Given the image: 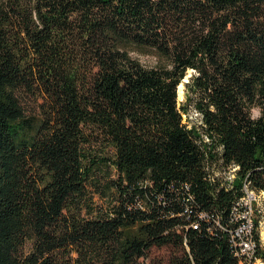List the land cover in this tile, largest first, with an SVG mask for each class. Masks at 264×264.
I'll list each match as a JSON object with an SVG mask.
<instances>
[{"label": "trees", "instance_id": "trees-1", "mask_svg": "<svg viewBox=\"0 0 264 264\" xmlns=\"http://www.w3.org/2000/svg\"><path fill=\"white\" fill-rule=\"evenodd\" d=\"M243 184L264 191V0H0V264H250Z\"/></svg>", "mask_w": 264, "mask_h": 264}, {"label": "built area", "instance_id": "built-area-1", "mask_svg": "<svg viewBox=\"0 0 264 264\" xmlns=\"http://www.w3.org/2000/svg\"><path fill=\"white\" fill-rule=\"evenodd\" d=\"M184 122L188 123V127L192 124L195 126H203L200 114L192 109L189 113L183 115ZM204 141L208 143V139L204 137ZM235 169H231L228 175L230 180ZM244 194L237 202V207L232 215L231 223L235 224L234 228L230 230V241L235 249V253L242 260L244 259L250 264H264V262L255 257L256 254V233L259 241V223L260 218L263 217L264 225V210L263 214L261 207H264V191L259 193L250 190L246 184H243ZM262 243V242H261Z\"/></svg>", "mask_w": 264, "mask_h": 264}, {"label": "rangeland", "instance_id": "rangeland-1", "mask_svg": "<svg viewBox=\"0 0 264 264\" xmlns=\"http://www.w3.org/2000/svg\"><path fill=\"white\" fill-rule=\"evenodd\" d=\"M138 59L140 60V62H142L145 65H154L156 60L155 58H153L152 56H147V55H141L138 56ZM191 75V71H188L186 76L184 77V79L181 82V93H182V98H178V89H177V101L179 103V105L184 101L185 99V92H184V85L183 83H186L185 81L188 80V78ZM178 88V87H177ZM192 111V109H188V113ZM260 114V109L257 107H253L251 109V115L253 118L258 117ZM184 115V114H183ZM262 209V214H263V210L264 207H261ZM264 215V214H263ZM263 217L260 218V223H259V236L261 238V242L262 244H264V225H263ZM173 250L170 247H162V248H153L150 250L149 254H148V259L149 260H154L156 261V263L158 264H168L169 259L171 258V256L173 255Z\"/></svg>", "mask_w": 264, "mask_h": 264}, {"label": "bare ground", "instance_id": "bare-ground-1", "mask_svg": "<svg viewBox=\"0 0 264 264\" xmlns=\"http://www.w3.org/2000/svg\"><path fill=\"white\" fill-rule=\"evenodd\" d=\"M181 85L178 86V98H182V93H181Z\"/></svg>", "mask_w": 264, "mask_h": 264}, {"label": "water", "instance_id": "water-1", "mask_svg": "<svg viewBox=\"0 0 264 264\" xmlns=\"http://www.w3.org/2000/svg\"><path fill=\"white\" fill-rule=\"evenodd\" d=\"M185 82H187V81H185Z\"/></svg>", "mask_w": 264, "mask_h": 264}]
</instances>
